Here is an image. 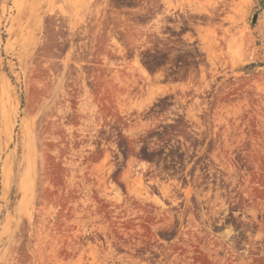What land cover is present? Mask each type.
<instances>
[{"label": "rangeland", "instance_id": "1", "mask_svg": "<svg viewBox=\"0 0 264 264\" xmlns=\"http://www.w3.org/2000/svg\"><path fill=\"white\" fill-rule=\"evenodd\" d=\"M0 264H264V0H0Z\"/></svg>", "mask_w": 264, "mask_h": 264}]
</instances>
